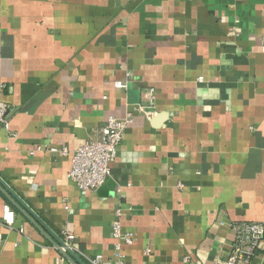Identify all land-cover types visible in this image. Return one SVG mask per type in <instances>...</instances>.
<instances>
[{
	"label": "crops",
	"instance_id": "0c3cea01",
	"mask_svg": "<svg viewBox=\"0 0 264 264\" xmlns=\"http://www.w3.org/2000/svg\"><path fill=\"white\" fill-rule=\"evenodd\" d=\"M0 101V177L83 264L116 263L119 203L126 264H214L232 222L264 226V0H0ZM127 111L111 177L82 194L48 148ZM61 257L0 192V264Z\"/></svg>",
	"mask_w": 264,
	"mask_h": 264
},
{
	"label": "built area",
	"instance_id": "2783aa9c",
	"mask_svg": "<svg viewBox=\"0 0 264 264\" xmlns=\"http://www.w3.org/2000/svg\"><path fill=\"white\" fill-rule=\"evenodd\" d=\"M114 85L118 88L126 87V84L120 81H116ZM136 110L147 116L153 112L151 104L146 107H138ZM11 111L7 103L0 101V128L10 133L9 116ZM132 120V111H127L123 118L108 116L100 127L97 138L88 139L71 151L66 146H50L48 151L70 158L67 178L77 186L82 194H86L103 185L111 177V162L117 154L124 130ZM11 135L15 136L13 133ZM123 209L119 203L113 213L112 236L116 240L114 244L115 264H126L121 251L122 243L129 245L133 242L132 234L123 231L121 227ZM2 220L8 226L14 222V211L9 205L3 206ZM230 229L232 239L229 250L222 258H216L214 264H251L264 237L263 224L242 220L232 222ZM62 236L64 246H60L61 250L65 251L66 248H69L74 251V235L68 230H63ZM184 259L187 260V257ZM63 260L62 256L60 264H63ZM89 260L92 264H102L101 255H96Z\"/></svg>",
	"mask_w": 264,
	"mask_h": 264
},
{
	"label": "water",
	"instance_id": "95a60500",
	"mask_svg": "<svg viewBox=\"0 0 264 264\" xmlns=\"http://www.w3.org/2000/svg\"><path fill=\"white\" fill-rule=\"evenodd\" d=\"M0 192L4 197L23 215L25 216L42 234L55 246L60 254L71 264H83L76 253L66 248L62 251L60 246H64V242L60 239L22 200V198L14 192V190L0 177Z\"/></svg>",
	"mask_w": 264,
	"mask_h": 264
}]
</instances>
